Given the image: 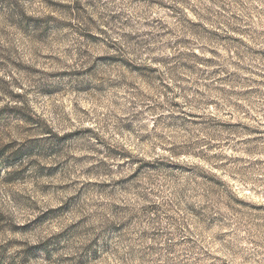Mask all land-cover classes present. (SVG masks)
Instances as JSON below:
<instances>
[{"label": "rangeland", "instance_id": "obj_1", "mask_svg": "<svg viewBox=\"0 0 264 264\" xmlns=\"http://www.w3.org/2000/svg\"><path fill=\"white\" fill-rule=\"evenodd\" d=\"M0 264H264V0H0Z\"/></svg>", "mask_w": 264, "mask_h": 264}]
</instances>
